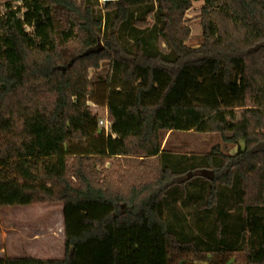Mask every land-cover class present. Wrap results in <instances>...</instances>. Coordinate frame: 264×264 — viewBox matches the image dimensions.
Returning a JSON list of instances; mask_svg holds the SVG:
<instances>
[{
  "label": "trees",
  "instance_id": "16d2710c",
  "mask_svg": "<svg viewBox=\"0 0 264 264\" xmlns=\"http://www.w3.org/2000/svg\"><path fill=\"white\" fill-rule=\"evenodd\" d=\"M192 1L118 0L95 17L88 0H0V178L29 187L23 200L57 195L63 232L60 258L0 264H264V0H202L197 48ZM101 62L108 135L82 105ZM169 131L236 152L173 156Z\"/></svg>",
  "mask_w": 264,
  "mask_h": 264
},
{
  "label": "rangeland",
  "instance_id": "374dc122",
  "mask_svg": "<svg viewBox=\"0 0 264 264\" xmlns=\"http://www.w3.org/2000/svg\"><path fill=\"white\" fill-rule=\"evenodd\" d=\"M88 1L94 5V16H102L97 1ZM202 4V0L192 1L190 10L188 9L189 11L184 13V21L190 29L186 45L190 48L195 44L200 46L202 43L201 27L197 19ZM13 6L19 7L21 4L14 3ZM22 12L23 9L19 12V17L22 16ZM147 24L151 27L153 21L148 19ZM60 28L62 29L63 26H60ZM25 30L27 32L31 31L29 28ZM108 71V62H101L98 69L88 70V80L91 88L88 95L82 100L83 107L96 116L97 133L103 134L104 130L98 124V121L107 119L104 94ZM214 145H218L221 152L227 155H233L236 152L235 145L223 142L220 135L215 133L169 131L161 134V149L173 156L204 154ZM241 145L242 143H240ZM1 146L2 142L0 141V170ZM27 188L29 187L8 188L3 185L0 178V256L2 258L24 255L42 259L60 258L63 255L60 201L55 194L49 199L38 187H36L37 193L34 191L36 193L34 194L35 199L23 200V194L29 191ZM54 189L57 190L55 187ZM178 215L179 218H184L187 221L184 228L186 232H189L193 228V223H191L193 219L192 207H179ZM39 232L43 233L40 234ZM13 249H18L19 252L10 254L11 251H14ZM233 257L229 264L234 260ZM234 258L239 259L238 256ZM194 264L208 263L194 262Z\"/></svg>",
  "mask_w": 264,
  "mask_h": 264
},
{
  "label": "built area",
  "instance_id": "2783aa9c",
  "mask_svg": "<svg viewBox=\"0 0 264 264\" xmlns=\"http://www.w3.org/2000/svg\"><path fill=\"white\" fill-rule=\"evenodd\" d=\"M96 1H97L98 6L101 8V7L105 6L108 3L117 2L118 0H96ZM98 124L104 130V134L105 135L110 134V123L107 121L106 118L104 120H99Z\"/></svg>",
  "mask_w": 264,
  "mask_h": 264
},
{
  "label": "crops",
  "instance_id": "0c3cea01",
  "mask_svg": "<svg viewBox=\"0 0 264 264\" xmlns=\"http://www.w3.org/2000/svg\"><path fill=\"white\" fill-rule=\"evenodd\" d=\"M190 10V9H189ZM187 10L186 13L189 11ZM199 46V44H195L194 46H191L192 48H197ZM60 225H62V218H61V212H60ZM40 234H42L43 232H39ZM14 250V249H13ZM19 252V250H14V251H11L10 254H13V253H17ZM9 254V255H10ZM1 257V256H0ZM2 258V257H1Z\"/></svg>",
  "mask_w": 264,
  "mask_h": 264
}]
</instances>
